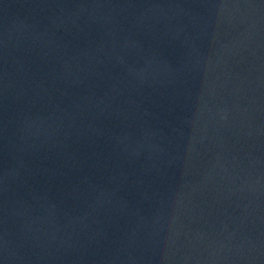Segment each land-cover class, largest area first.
<instances>
[{"label":"water","instance_id":"1","mask_svg":"<svg viewBox=\"0 0 264 264\" xmlns=\"http://www.w3.org/2000/svg\"><path fill=\"white\" fill-rule=\"evenodd\" d=\"M0 264H264V0H0Z\"/></svg>","mask_w":264,"mask_h":264}]
</instances>
